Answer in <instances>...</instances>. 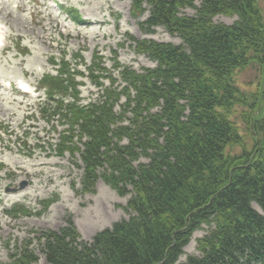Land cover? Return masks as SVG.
Listing matches in <instances>:
<instances>
[{
	"label": "trees",
	"instance_id": "obj_1",
	"mask_svg": "<svg viewBox=\"0 0 264 264\" xmlns=\"http://www.w3.org/2000/svg\"><path fill=\"white\" fill-rule=\"evenodd\" d=\"M196 1L131 0L133 18L147 13L143 31L162 27L181 44L130 36L156 67L137 72L113 52V67L123 68L121 89L103 58L93 56L88 77L97 86L101 77L110 83L97 102L80 104L77 77L84 74L68 62L42 77L52 103L41 109L43 117L67 126L58 150L80 156L81 193H94L99 179L121 197L131 193L128 218L91 242L71 217L58 232L42 233L47 264H264L263 0ZM68 14L79 19L74 9ZM218 16L235 21L218 23ZM250 69L256 83L245 89L238 77ZM140 157L149 162L135 166ZM11 212L29 213L22 205ZM202 225L209 230L197 241L199 256L177 263ZM37 262L27 243L7 264Z\"/></svg>",
	"mask_w": 264,
	"mask_h": 264
},
{
	"label": "rangeland",
	"instance_id": "obj_2",
	"mask_svg": "<svg viewBox=\"0 0 264 264\" xmlns=\"http://www.w3.org/2000/svg\"><path fill=\"white\" fill-rule=\"evenodd\" d=\"M58 4L77 8L86 23L74 25L60 13ZM261 7L264 11V0ZM130 9L131 0H0V28L4 33V47L0 48V264L8 263L10 255L26 243L36 252L37 264H47L40 237L46 231L56 232L65 227L69 216L82 239L89 242L97 233L128 218L124 207L130 196L120 197L101 180L95 193H81L82 171L78 165L82 163L69 154L58 156L56 146L64 127L57 118L40 115L39 107L47 100L43 91H38V82L42 74L55 73L56 67L50 60L58 62L64 53L73 59L82 51L89 65L92 55L98 52L112 69V52L116 50L122 65L138 71L154 67L150 59L134 54L128 41L130 35L181 43L162 28L146 33L131 16ZM184 13L190 16L194 11L187 9ZM215 21L231 25L235 18L219 16ZM23 49L25 52L20 53ZM74 63L81 61L76 59ZM79 69L85 71L83 65ZM115 76L118 78L117 73ZM256 76V71L250 69L240 74L238 80L249 89L255 85ZM79 80L82 102L97 100L99 88L87 78ZM21 81L32 89L36 87V96L19 95L17 85ZM147 163L140 158L139 164ZM21 184H25L23 190L10 192ZM46 200H52V204L41 212ZM15 204H22L30 213L17 218L7 216L6 212ZM253 207L262 212L258 206ZM208 230L202 226L193 234L179 262H185L189 255H199L197 240Z\"/></svg>",
	"mask_w": 264,
	"mask_h": 264
},
{
	"label": "water",
	"instance_id": "obj_3",
	"mask_svg": "<svg viewBox=\"0 0 264 264\" xmlns=\"http://www.w3.org/2000/svg\"><path fill=\"white\" fill-rule=\"evenodd\" d=\"M23 188V186L20 187V189ZM13 191H16V190H13Z\"/></svg>",
	"mask_w": 264,
	"mask_h": 264
},
{
	"label": "bare ground",
	"instance_id": "obj_4",
	"mask_svg": "<svg viewBox=\"0 0 264 264\" xmlns=\"http://www.w3.org/2000/svg\"><path fill=\"white\" fill-rule=\"evenodd\" d=\"M0 38H1V35H0ZM35 166V165H34Z\"/></svg>",
	"mask_w": 264,
	"mask_h": 264
}]
</instances>
